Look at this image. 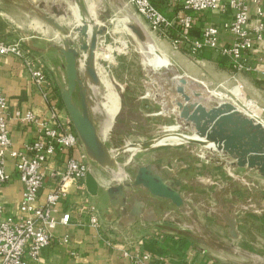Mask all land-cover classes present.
I'll return each instance as SVG.
<instances>
[{
	"label": "rangeland",
	"instance_id": "374dc122",
	"mask_svg": "<svg viewBox=\"0 0 264 264\" xmlns=\"http://www.w3.org/2000/svg\"><path fill=\"white\" fill-rule=\"evenodd\" d=\"M40 3L28 6L29 15L22 13L27 6H8L4 11L8 21L0 23V33L10 39L30 36L43 47L56 44L52 52H58L63 39L80 49L89 42L88 31L94 26L104 29L95 63L99 84L85 72L81 74L89 82L90 107L113 161L112 165L102 166L88 157L91 170L105 182V193L121 182L135 189L128 184L135 180L139 167L151 165L156 173L183 182L179 187L185 199L181 215L192 235L212 247L220 245L232 254L237 252L243 263H264V178L256 170L231 168L218 152L190 143L157 144L134 153L125 150L128 144L156 143L171 133L191 134L179 129L175 110L179 111L177 101L184 96L179 90L171 93L168 78L204 98H229L253 117L264 119V105L236 79V69L204 62L198 58L199 53L176 48L170 37L151 28L129 0ZM56 33L59 35L54 39ZM104 50H111V57H98ZM104 79L111 81L120 100L109 133L104 126L110 120L101 108L109 96ZM75 100L80 104L79 91ZM150 112L151 117L147 116Z\"/></svg>",
	"mask_w": 264,
	"mask_h": 264
},
{
	"label": "crops",
	"instance_id": "0c3cea01",
	"mask_svg": "<svg viewBox=\"0 0 264 264\" xmlns=\"http://www.w3.org/2000/svg\"><path fill=\"white\" fill-rule=\"evenodd\" d=\"M40 1L0 0V23L8 21L4 13L8 6H27L22 9V13L29 15L28 6L40 5ZM153 2L170 19L186 13L182 0H153ZM262 10L263 15L259 16L256 7L254 5L250 7L249 31L253 38L257 36L255 30L258 25L264 24V3ZM194 16L192 29L194 36L201 35L205 27L213 25L220 29L222 45H231L235 41V35L223 29V24L233 19V12L229 7L221 6L216 11L195 13ZM0 37L11 42L22 40L30 57L44 66L51 84L46 96L35 84L23 59L13 55L0 57V88L8 103L4 114L8 117L13 148L18 149L38 137L39 124L17 118L15 115L17 110L23 113L31 110L42 120L51 121L54 112L63 121L70 117L61 97V92L67 85L65 59L60 50L56 51L57 53L52 52L56 44L43 47L26 35L19 39H10L0 33ZM198 58H203L204 62H213L215 65L233 69L232 57L223 55L219 49L205 47ZM244 59L251 68L247 71L235 70V77L264 105V40L256 39L254 47L248 51ZM152 115L150 112L147 116ZM258 118L264 122V119ZM82 152L85 150L79 146L59 154L58 161L51 163V168L61 167L68 157L79 158ZM219 156L224 159L222 155ZM87 161L91 167L88 157ZM6 169L11 178L2 189L3 210L0 213V221L20 215L19 206L24 192V185L11 158L7 160ZM90 171L100 184L98 195L92 196L99 209L101 221L99 230L88 224L76 222L69 225L60 224L52 230V242L42 251L39 259L27 258L26 264H239L241 262L237 252L232 254L230 249L227 251L220 245L212 247L192 235L181 215L184 206L178 207L171 200L153 196L143 188L128 190L126 199L117 197V201L112 203L108 192L105 193V184H103L105 182H102L101 176L91 168ZM56 185L55 179L46 178L40 194L42 201ZM68 190L70 195L63 201L61 208L82 201L74 186L69 185ZM82 220L87 221L86 215L82 216ZM67 234L70 239L65 242L62 237Z\"/></svg>",
	"mask_w": 264,
	"mask_h": 264
},
{
	"label": "built area",
	"instance_id": "2783aa9c",
	"mask_svg": "<svg viewBox=\"0 0 264 264\" xmlns=\"http://www.w3.org/2000/svg\"><path fill=\"white\" fill-rule=\"evenodd\" d=\"M129 1L152 29L170 37L176 48L189 53H200L205 47L219 49L223 55L232 57V65L236 70L247 71L251 68L244 58L254 47L256 39L264 40L263 23L256 28L255 38L250 36L249 31L250 7L254 5L257 15L262 16L264 0H182L186 13L175 19L167 17L153 0ZM221 6L229 7L233 12V19L226 21L223 29L231 31L235 41L231 45H222L220 29L213 25L205 27L201 35L194 36V14L213 12ZM5 55L23 59L35 84L47 96L51 85L48 75L43 66L27 53L22 40L11 42L0 37V57ZM7 105V98L0 88V213L3 210L2 189L11 178L6 169L9 158L19 173L24 192L19 206L20 215L0 221V264H26L27 258L39 259L42 251L51 244L52 230L58 225L76 222L99 230L101 221L99 209L86 187V175L90 170L86 151L79 158L68 157L59 168H51V163L58 161L59 154L75 147L83 148L71 118L63 121L54 112L51 121L42 120L31 110L25 113L17 110V118L39 124L38 137L17 149L13 148L8 117L4 114ZM47 177L55 179L57 185L50 189L42 201L40 194ZM69 185L74 186L82 201L61 208L63 201L70 195ZM83 215H86L87 221L82 220ZM69 239L68 234L62 237L65 242Z\"/></svg>",
	"mask_w": 264,
	"mask_h": 264
},
{
	"label": "water",
	"instance_id": "95a60500",
	"mask_svg": "<svg viewBox=\"0 0 264 264\" xmlns=\"http://www.w3.org/2000/svg\"><path fill=\"white\" fill-rule=\"evenodd\" d=\"M134 30L140 34L137 28ZM104 29L94 26L90 32L89 42H84L80 49L62 40L60 53L65 59L67 85L61 92L62 101L68 111L81 145L87 156L98 164L112 165L109 150L99 136L93 111L90 107L89 82L82 78V72L90 77L96 85L100 77L96 69L99 38ZM141 35V34H140ZM88 52L86 69L81 68L83 52ZM167 79V78H165ZM169 80V81H168ZM168 87L182 92L184 97L178 99L179 111L175 110L180 130L190 132L195 137L189 138L187 143L201 146L210 152H218L231 168H248L256 170L264 178V123L249 115L229 98H204L197 92H188L178 82L168 78ZM80 93V104L75 100V94ZM157 143L146 141L139 149L147 150ZM121 152V151H120ZM220 163V160H217ZM86 187L92 196L99 193L100 184L95 175L89 170L86 175ZM135 188H143L156 197L171 200L174 205L183 207L185 199L179 191L183 182L169 179L156 173L151 165H142L138 169L135 180L128 184ZM131 190L121 182L111 186L107 192L112 203L117 197L127 198V191ZM264 264V263H258Z\"/></svg>",
	"mask_w": 264,
	"mask_h": 264
},
{
	"label": "bare ground",
	"instance_id": "6f19581e",
	"mask_svg": "<svg viewBox=\"0 0 264 264\" xmlns=\"http://www.w3.org/2000/svg\"><path fill=\"white\" fill-rule=\"evenodd\" d=\"M91 2V1H90ZM89 7V6H88ZM75 8V7H74ZM90 8V7H89ZM78 12V11H77ZM91 12V11H90ZM80 15V14H79ZM94 17H95V15H94ZM93 16H92V18H94ZM124 18H127V17H124ZM122 19V18H121ZM95 19H93V21H94ZM123 21H124V19H122ZM121 20V21H122ZM122 21V22H123ZM95 22V21H94ZM93 22V23H94ZM96 22H98V21H96ZM125 22V21H124ZM123 22V23H124ZM79 23V22H78ZM80 24V23H79ZM78 24V25H79ZM82 24V23H81ZM84 24V23H83ZM82 24V25H83ZM87 24V23H86ZM96 24V23H95ZM98 25L100 24V23H97ZM39 26V25H38ZM89 26V25H88ZM117 26V25H116ZM35 27H37V26H35ZM124 28L126 29L127 27H125L124 26ZM91 29V28H90ZM88 30V29H87ZM45 31H47V30H45ZM89 32H91V30L90 31H88V33ZM47 33V32H46ZM86 33V32H85ZM57 36H58V34H56ZM90 36V35H89ZM85 37V36H84ZM135 37V36H134ZM133 37V38H134ZM136 40V39H135ZM128 41V40H127ZM87 43V42H86ZM123 43V42H122ZM126 45V43L124 42V46ZM101 47V46H100ZM106 49V48H105ZM108 49V48H107ZM103 50V49H102ZM109 50V49H108ZM111 51V50H110ZM110 51H101V52H99L98 53V57L100 56L101 58H107V57H111V52ZM88 52H83V57L81 58V68L84 70V69H86V67H87V64H88ZM112 61V60H111ZM99 69V68H98ZM168 70V69H167ZM107 71V70H106ZM164 72V71H163ZM168 72V71H167ZM166 72V73H167ZM161 74H163V73H161ZM164 75H165V73H164ZM171 76V75H170ZM174 77L176 76V75H173ZM176 78V77H175ZM169 79H171V80H173L172 78H169ZM102 81V80H101ZM169 81V80H168ZM104 83L106 84V87H108V89H109V94H107V95H109L108 96V99H106V97H104L105 99H106V101H102V106H101V108L103 109V111L107 114V116H108V118H109V122L107 123V125L106 126H104V130H105V127H106V131L105 132H107V133H109V130H110V128H111V123H112V121H113V118H114V116H116L117 115V113H118V111H119V106H120V100H119V96L117 95V93L114 91V89H113V85H112V83H111V81L110 80H108V79H104ZM168 84V83H167ZM166 84V85H167ZM105 95H106V93H105ZM240 108V107H239ZM240 109H242V108H240ZM243 111H245L244 109H242ZM172 111H174V110H172ZM246 113H248L247 111H245ZM249 114V113H248ZM250 115V114H249ZM252 116V115H251ZM261 121V120H260ZM263 122V121H262ZM264 123V122H263ZM170 129H172V128H170ZM104 132V131H103ZM105 134V133H104ZM193 137H195V135L194 134H190V135H185V134H180V133H171V134H168V135H166V136H164V137H161V138H159V139H157V141H156V143L158 144V145H164V144H168V143H174V144H181V143H187V141H188V139L189 138H193ZM139 148H140V146L139 145H136V144H128L127 146H126V148H125V150H130V151H132L133 153L134 152H136L137 150H139Z\"/></svg>",
	"mask_w": 264,
	"mask_h": 264
}]
</instances>
